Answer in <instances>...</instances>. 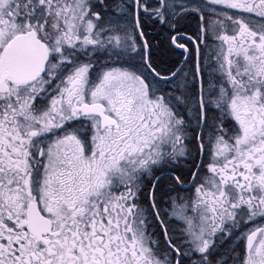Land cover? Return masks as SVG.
<instances>
[{
  "label": "snow or ice",
  "instance_id": "obj_1",
  "mask_svg": "<svg viewBox=\"0 0 264 264\" xmlns=\"http://www.w3.org/2000/svg\"><path fill=\"white\" fill-rule=\"evenodd\" d=\"M0 264H264V0H0Z\"/></svg>",
  "mask_w": 264,
  "mask_h": 264
}]
</instances>
